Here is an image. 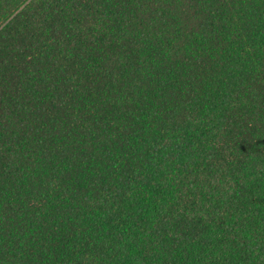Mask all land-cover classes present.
<instances>
[{
  "label": "trees",
  "instance_id": "trees-1",
  "mask_svg": "<svg viewBox=\"0 0 264 264\" xmlns=\"http://www.w3.org/2000/svg\"><path fill=\"white\" fill-rule=\"evenodd\" d=\"M0 264H264V0H0Z\"/></svg>",
  "mask_w": 264,
  "mask_h": 264
}]
</instances>
